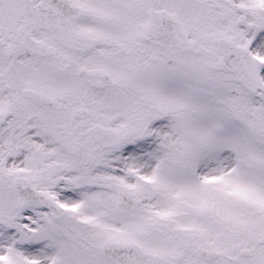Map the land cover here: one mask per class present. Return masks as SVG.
<instances>
[{
    "label": "snow or ice",
    "instance_id": "1",
    "mask_svg": "<svg viewBox=\"0 0 264 264\" xmlns=\"http://www.w3.org/2000/svg\"><path fill=\"white\" fill-rule=\"evenodd\" d=\"M0 264H264V0H0Z\"/></svg>",
    "mask_w": 264,
    "mask_h": 264
}]
</instances>
